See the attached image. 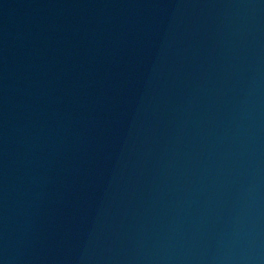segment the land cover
Instances as JSON below:
<instances>
[{"label":"water","instance_id":"obj_1","mask_svg":"<svg viewBox=\"0 0 264 264\" xmlns=\"http://www.w3.org/2000/svg\"><path fill=\"white\" fill-rule=\"evenodd\" d=\"M0 264H264V0H0Z\"/></svg>","mask_w":264,"mask_h":264}]
</instances>
